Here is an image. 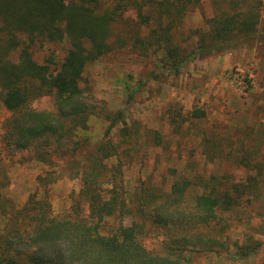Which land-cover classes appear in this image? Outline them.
<instances>
[{"label":"trees","instance_id":"1","mask_svg":"<svg viewBox=\"0 0 264 264\" xmlns=\"http://www.w3.org/2000/svg\"><path fill=\"white\" fill-rule=\"evenodd\" d=\"M200 2L0 0V106L9 114L0 157L27 151L80 181L62 213L49 200L47 187L59 178L52 171L38 175L35 190L17 204L6 194L0 160V264H190L193 253L243 260L258 252L253 237L228 233L234 222L264 215V140L252 127L223 143L201 137L200 156L226 162L218 175L170 169L168 184L147 175L129 187L125 168L162 138L153 130L142 135L126 109L112 112L94 94L92 68L126 47L139 55L161 52L162 67L178 75L190 59L228 51L258 29L242 13L210 20L187 45L174 43L173 31ZM126 90L131 99L138 86ZM42 97L51 98V108L32 109ZM92 118L106 123L96 141L88 138Z\"/></svg>","mask_w":264,"mask_h":264},{"label":"rangeland","instance_id":"2","mask_svg":"<svg viewBox=\"0 0 264 264\" xmlns=\"http://www.w3.org/2000/svg\"><path fill=\"white\" fill-rule=\"evenodd\" d=\"M242 13L257 20L258 29L250 37L240 39L228 51L190 59L178 75L162 67L161 52L149 50L145 55H139L129 47L92 68L95 97L112 112L126 109L127 120L137 121L142 135L153 130L162 138L161 146L148 149L144 160L136 159L125 168L129 187L138 177L146 178L147 175L154 184L163 179L168 184L170 169H186L206 177L220 174L226 167L223 157L205 159L200 156L202 145L199 142L204 135L222 138L223 143L226 137H235L240 130L252 127L253 137L264 140V0H201L175 28L173 42L187 45L188 41L192 42L194 32L206 30L212 20L240 17ZM137 86L134 96L128 99L126 89ZM31 108L48 110L51 98H39L31 103ZM197 110L204 113L203 118L190 117ZM8 115L0 106V134ZM171 119L175 122L171 123ZM105 126L102 119L92 118L88 138L99 139ZM227 146L223 145L224 149L228 150ZM31 158L27 151L8 157L1 155L9 179L6 194L17 204L22 203L35 190L36 177L52 171L59 177L47 187L52 209L55 213L68 210L71 195L80 188L79 178L60 173L57 167L53 170ZM236 176L244 175L236 171ZM257 207L261 208L260 204ZM262 214L260 210L250 222H234L228 231L232 239L253 237L259 241L261 245L254 256L235 260L226 253L221 257L214 253L199 257L200 253H193L188 261L190 264H264Z\"/></svg>","mask_w":264,"mask_h":264}]
</instances>
